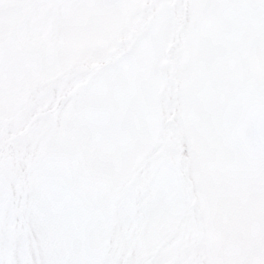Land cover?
I'll list each match as a JSON object with an SVG mask.
<instances>
[{
	"label": "snow or ice",
	"instance_id": "1",
	"mask_svg": "<svg viewBox=\"0 0 264 264\" xmlns=\"http://www.w3.org/2000/svg\"><path fill=\"white\" fill-rule=\"evenodd\" d=\"M0 264H264V0H0Z\"/></svg>",
	"mask_w": 264,
	"mask_h": 264
}]
</instances>
